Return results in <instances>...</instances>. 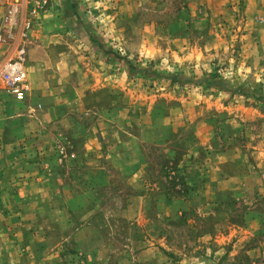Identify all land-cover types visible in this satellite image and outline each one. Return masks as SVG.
<instances>
[{"label": "rangeland", "instance_id": "374dc122", "mask_svg": "<svg viewBox=\"0 0 264 264\" xmlns=\"http://www.w3.org/2000/svg\"><path fill=\"white\" fill-rule=\"evenodd\" d=\"M56 5L34 23V35L0 43V70L17 61L26 71L27 56L42 60L48 45L55 60H83L84 72L109 76L114 89L109 96L99 91L85 98V108L96 105L98 112L68 115V122L82 129L66 134L61 150L69 155L68 226L62 233L50 222L45 192L27 195L30 205L19 208L12 191L4 207L0 204V264H93L78 254L88 245L76 239L77 230L95 217L97 250L120 252L128 246L136 253L157 246L165 253L208 252L219 225L241 224L251 203L264 208V0H58ZM126 62L154 74L143 78ZM175 75L183 81L172 82ZM211 75L217 76L215 86L203 83ZM29 99L35 100L15 101L0 79V134L18 114L34 116L26 109ZM100 122L110 123L104 136ZM84 137L97 140L103 157L114 152L117 158L110 157L111 164L101 159L96 167L80 164ZM115 162L126 167V175L114 171ZM141 165L146 189L136 190L128 174ZM230 178L260 191L219 195L214 200L220 204L208 208L203 188ZM81 179L86 194L74 186ZM14 180L9 183L16 185ZM45 181L37 179L38 187ZM196 190L201 194L190 195ZM185 198L191 206L182 210L176 203ZM105 218L116 220L113 231ZM114 255L104 254L100 263Z\"/></svg>", "mask_w": 264, "mask_h": 264}, {"label": "crops", "instance_id": "0c3cea01", "mask_svg": "<svg viewBox=\"0 0 264 264\" xmlns=\"http://www.w3.org/2000/svg\"><path fill=\"white\" fill-rule=\"evenodd\" d=\"M9 2L10 0H0V18ZM51 4V9H56L58 0H51ZM32 34L33 32L31 31L29 35ZM45 48V50H50V53L44 51L43 57H40L42 60L27 56L25 63L29 87L26 97L34 98L35 100L33 101H36V104L33 105V101L29 99L30 104H27L26 109H32L35 112L34 116L29 119L24 117L25 112L18 114L17 119H19L17 122L7 123L1 130L0 204L1 206L3 204L4 207L7 199H9L8 194L15 191L18 197L16 204L19 208H24L26 205H30V202H26L27 195L45 192V194L49 195V200L47 201L46 199V204L52 213V217L49 220L59 225L63 233L69 222V183L67 179L70 168L69 161H67L69 160V155L61 150H64V145L68 144L66 134L69 136V132L76 130H81L82 132L80 127L75 128L68 122V115L73 112L85 115L94 109L98 112L99 107H95L96 105L92 109L85 108V98L99 91H107L109 96L111 89H114V85L113 87L111 86L112 83L109 76L84 72L83 60H78L77 62L67 58H57L55 60L54 56H52L54 55L52 53L53 50L49 49L48 45ZM103 80L107 81L102 83ZM72 98H74L73 101H71ZM108 106L112 105L108 104ZM23 110L25 109L23 108ZM39 110L41 111L39 112ZM108 110L110 111V108ZM109 124L102 122L97 124L102 136L111 130ZM90 132L87 129V133ZM108 136L110 137V135ZM93 137L86 139L84 137L82 139L83 152L81 154L83 155L80 164L96 167L101 159H109L111 164L110 157L115 156L114 152L112 156L103 157L102 153L98 151V142ZM112 168L114 171L124 172L123 174L126 175L125 166L116 165L115 162ZM143 172L142 165L140 169L129 172L128 183L132 188H137L136 190L141 188L142 190L145 187L144 189H146L145 182L144 180L142 181ZM42 176L46 180L44 188L38 187L37 184V179ZM81 177L83 178V175ZM9 179L12 182H15L14 179H16V185L9 183ZM236 179H238V182L241 180L239 178H230L228 181L222 179L220 186L208 187V190L206 187L203 188L205 191L202 200L205 202L208 200V208L217 207L220 204V202L217 203L218 201L214 200L219 195L231 194L232 197L236 198V196H243L244 193L250 191H260L253 184L249 186V181L245 188L240 187L242 183L237 182L238 184L235 185ZM81 180H78L74 186L77 187L80 193L86 194L85 188L87 185H85L84 180ZM136 180L141 183L140 187L135 186ZM11 186L18 187L15 189ZM197 193L201 194L199 190H196L190 192V195ZM237 200L239 199L237 198ZM223 203L222 208L225 207ZM176 204L182 210H186L191 206L188 198L181 199ZM199 206L200 208L204 207L203 203H200V205L196 203L195 207ZM257 206L254 203L250 204V207L242 213L241 224L228 222L227 224L219 225L218 229H215L216 234L210 238L208 252L190 249L165 253L157 246H149L136 253L131 252L128 246L126 247L127 250L124 249L120 252L97 250L101 243V238L95 234V229L92 231L91 229L96 227V219H98V222H100V219L97 217L91 219L89 217L90 221L85 223V225L83 224L82 229L77 230V242L88 245L87 248L83 247L78 254L87 257L93 264H101L100 259L106 253L110 254V256L115 254L113 261L107 264H264V208L257 210ZM240 207V203L236 205V208ZM58 214L60 218L56 219ZM85 219L88 218L83 217L80 220ZM105 219L111 231L116 220L113 218ZM90 233L93 234L92 237L89 236ZM89 247H93L92 250H89ZM50 255V258H52V253ZM80 264L83 263L81 262Z\"/></svg>", "mask_w": 264, "mask_h": 264}, {"label": "built area", "instance_id": "2783aa9c", "mask_svg": "<svg viewBox=\"0 0 264 264\" xmlns=\"http://www.w3.org/2000/svg\"><path fill=\"white\" fill-rule=\"evenodd\" d=\"M51 0H10L0 19V43H7L15 35L26 39L38 18L46 13ZM0 79L11 97L18 102L26 96V71L17 61L5 62L0 70Z\"/></svg>", "mask_w": 264, "mask_h": 264}, {"label": "trees", "instance_id": "16d2710c", "mask_svg": "<svg viewBox=\"0 0 264 264\" xmlns=\"http://www.w3.org/2000/svg\"><path fill=\"white\" fill-rule=\"evenodd\" d=\"M113 56L116 59L121 60L117 54H113ZM126 63H127L128 67L131 71H134V73L136 72V74L141 75L143 78H147L149 75L154 74V73H151L149 71V69H137V68L133 67L129 62H126ZM216 78H217L216 75H211L210 78L208 80H204L203 83L206 85H214L215 86L216 84L214 83V79H216ZM170 79L172 80V82H178V83L183 81L182 77H179L177 75L171 76ZM261 100H263V99H261Z\"/></svg>", "mask_w": 264, "mask_h": 264}]
</instances>
